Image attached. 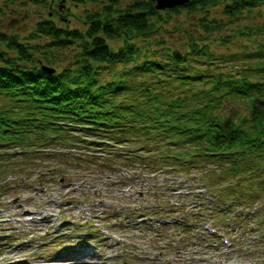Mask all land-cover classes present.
<instances>
[{
  "label": "trees",
  "instance_id": "16d2710c",
  "mask_svg": "<svg viewBox=\"0 0 264 264\" xmlns=\"http://www.w3.org/2000/svg\"><path fill=\"white\" fill-rule=\"evenodd\" d=\"M0 1V147L71 150L108 139L142 150L146 168L170 158L182 170L215 163L223 179H240L232 205L263 190L264 24L246 17L264 0H189L164 9L154 0H71L99 3L84 7L83 29L69 25L75 12L60 11L64 0H29L28 15L37 18L27 31L5 24L27 2ZM221 4L223 16L210 15ZM173 32L179 44L167 42ZM236 40H245L242 49L229 48ZM68 157L102 166L98 155Z\"/></svg>",
  "mask_w": 264,
  "mask_h": 264
},
{
  "label": "rangeland",
  "instance_id": "374dc122",
  "mask_svg": "<svg viewBox=\"0 0 264 264\" xmlns=\"http://www.w3.org/2000/svg\"><path fill=\"white\" fill-rule=\"evenodd\" d=\"M20 1L27 4L8 18L9 30L27 31L37 18L28 15L35 6ZM71 2L64 0L60 11H74L69 25L83 29L84 7L99 3ZM208 9L212 16H223L222 4ZM256 12L246 18L264 24V4ZM179 19L187 25L190 16L183 10ZM174 34L167 35V42L179 44L181 35ZM241 41L229 48L242 49L246 42ZM216 43L214 49L226 52ZM118 145L69 150L37 142L0 148V264H72L52 260L83 259L88 253L94 264H264V182L256 199L242 193L232 205L240 179H223L215 163H185L182 170L170 168V158L146 168L136 148ZM71 151L102 156L101 164L113 165L79 163L68 157ZM119 158L128 163L120 164ZM212 233L218 237L211 238ZM89 243L90 252L79 250Z\"/></svg>",
  "mask_w": 264,
  "mask_h": 264
},
{
  "label": "water",
  "instance_id": "95a60500",
  "mask_svg": "<svg viewBox=\"0 0 264 264\" xmlns=\"http://www.w3.org/2000/svg\"><path fill=\"white\" fill-rule=\"evenodd\" d=\"M154 1H155V7L157 9H164L166 7H173L176 5L184 4L189 0H154ZM43 67L50 72L53 70V68H49L47 66H43Z\"/></svg>",
  "mask_w": 264,
  "mask_h": 264
}]
</instances>
